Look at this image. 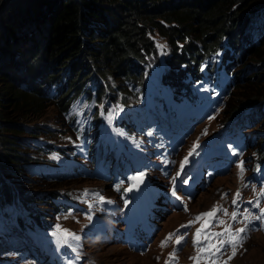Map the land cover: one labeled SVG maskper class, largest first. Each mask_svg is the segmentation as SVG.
Instances as JSON below:
<instances>
[{
  "label": "trees",
  "instance_id": "1",
  "mask_svg": "<svg viewBox=\"0 0 264 264\" xmlns=\"http://www.w3.org/2000/svg\"><path fill=\"white\" fill-rule=\"evenodd\" d=\"M155 36L172 47L171 80L179 83L185 75L178 70L182 64L187 70L192 59L199 64L228 36L244 50L235 72L251 73L241 74L225 118L264 106V0H0L2 204L17 196L41 202L55 196L62 182L44 184L46 193L24 182L30 181L31 162L42 157L35 151L36 136L64 138L71 131L64 120L77 97L99 103L108 92L115 98L127 92L126 83H139L157 52ZM258 72L261 78L255 81ZM7 95L21 122L3 118ZM52 103H58L67 131L27 121L31 115L42 119ZM260 126L264 130V120Z\"/></svg>",
  "mask_w": 264,
  "mask_h": 264
},
{
  "label": "rangeland",
  "instance_id": "2",
  "mask_svg": "<svg viewBox=\"0 0 264 264\" xmlns=\"http://www.w3.org/2000/svg\"><path fill=\"white\" fill-rule=\"evenodd\" d=\"M154 38L161 45L162 49V52L160 53L163 57L162 65L160 68H158L159 73H161L165 69L164 60L167 55L168 44L167 41L161 36H155ZM260 75L261 72H258V76L256 77L255 81L261 78ZM235 92L238 93V91ZM232 96L227 99L228 104L233 100ZM5 99L6 101L4 103L5 110L3 109V118H10L12 122H21L23 118L19 117V115H13L15 114L13 109L15 102H9L8 95ZM57 104L58 103L50 104V106L45 109L46 114L42 119H36V116L31 115L29 118H27V121H32V123H30L32 124V127L34 124L47 123L51 127H57L63 131H66L67 127H65L61 123V119L58 115ZM0 110H2V108H0ZM225 119V115L222 114L220 117L213 120L209 124L212 127V131H215L218 127H220L222 125L221 122H223ZM43 136L46 137L47 135ZM47 137L49 139L65 143L63 137L61 136L48 135ZM252 153L254 152L249 151L247 156ZM203 173V171L201 173L196 172L195 175H203ZM21 175L22 173L20 174V176ZM153 175L158 176L157 173H154ZM27 177V179H30V181L26 182L25 180L24 182L25 184L29 185V189H35L42 192L45 191L44 184L46 185L47 183L55 184L62 182L60 188L57 191H68L73 194H79L85 187L89 186V181L85 182V180H82L80 178L52 181L40 178L32 180L29 176ZM224 178H229V180L228 182L221 185V181ZM23 179L25 178L23 177ZM160 180L164 185H166L168 182L165 178H160ZM241 184L242 180L240 176L236 175L235 171H232L231 173H228L224 176L216 177L208 189L196 196L195 200L191 204V213H199L201 211L212 209L220 202L225 201L227 197L231 202L245 200L241 199V197L239 196V188L242 186ZM92 186L102 188L105 192H113L112 186L108 189V185L106 183L92 184ZM225 191H228L230 193L225 194ZM111 197L112 196L110 194L105 195L106 199H109ZM49 210L52 211L53 209ZM130 211H132L133 213V222L132 224H130V229L128 232V243L122 242L118 244H108L95 243L91 240H87L85 244L86 249L84 251V254L88 257V260L94 259L95 264H164V261L171 254L172 250L171 247L166 249V245L170 242L173 235L178 234L184 229V224L189 219L191 214L189 212H169L168 214L164 215L162 220L158 221V227L154 225L152 221V218L154 217V211L151 210L149 206H136L133 207ZM171 216L173 217L170 218ZM27 218L28 213L20 206V204L16 202H12L11 204H2L0 202V219L3 223L9 225L12 228H16L22 225ZM59 219L66 223L68 228L85 234V230L87 228V221L85 219H82L78 216L68 215L59 217ZM136 226L139 227L140 232L145 233L148 241H144L142 243L141 240L136 237ZM58 241L59 247H62V240L58 239ZM141 244H143L144 247L142 248V251H139ZM183 254H186V259L188 260L189 256L191 255V248L189 249L188 246H185V248L182 250V255ZM11 258L21 261V258L16 254V252H13ZM234 261L235 264H264V234L260 232L254 233L245 247L240 250L238 256ZM63 262L64 264H79L74 260H64Z\"/></svg>",
  "mask_w": 264,
  "mask_h": 264
},
{
  "label": "bare ground",
  "instance_id": "3",
  "mask_svg": "<svg viewBox=\"0 0 264 264\" xmlns=\"http://www.w3.org/2000/svg\"><path fill=\"white\" fill-rule=\"evenodd\" d=\"M162 58H163L162 55L159 54L158 52H156L155 55L154 54L151 55V58L149 59V67H150V69L156 70V69L160 68L161 65H162ZM228 180H229V178L222 179L221 185L224 184V183H226V182H228ZM172 217L173 216H171L170 218H172Z\"/></svg>",
  "mask_w": 264,
  "mask_h": 264
},
{
  "label": "clouds",
  "instance_id": "4",
  "mask_svg": "<svg viewBox=\"0 0 264 264\" xmlns=\"http://www.w3.org/2000/svg\"><path fill=\"white\" fill-rule=\"evenodd\" d=\"M166 39V38H165ZM166 41H167V39H166ZM168 42V41H167Z\"/></svg>",
  "mask_w": 264,
  "mask_h": 264
}]
</instances>
